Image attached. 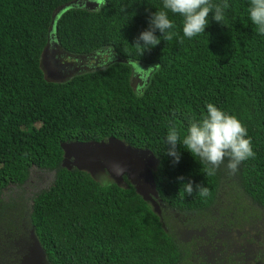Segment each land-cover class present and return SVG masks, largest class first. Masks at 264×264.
Masks as SVG:
<instances>
[{
    "label": "trees",
    "instance_id": "1",
    "mask_svg": "<svg viewBox=\"0 0 264 264\" xmlns=\"http://www.w3.org/2000/svg\"><path fill=\"white\" fill-rule=\"evenodd\" d=\"M76 1L0 0V264L16 262L8 238L31 232L49 264H264V36L248 19V0H229L223 25L212 20L206 33L144 54L133 46L162 0H103L55 20ZM169 16L182 37L180 17ZM51 34L71 56L111 51L119 61L50 82ZM129 63L153 70L141 92ZM206 103L247 127L255 157L235 174L227 158L207 175L182 146L179 165L166 155L168 127L186 133ZM111 141L158 162V213L131 184L102 186L64 167L66 146ZM33 169L55 178L28 203ZM178 176L208 195L189 196Z\"/></svg>",
    "mask_w": 264,
    "mask_h": 264
},
{
    "label": "clouds",
    "instance_id": "2",
    "mask_svg": "<svg viewBox=\"0 0 264 264\" xmlns=\"http://www.w3.org/2000/svg\"><path fill=\"white\" fill-rule=\"evenodd\" d=\"M162 6L163 10L151 13L148 29L136 38L133 47L141 49L142 54L155 49L162 40L169 42L176 38L182 43L183 39L204 34L212 20L223 25L231 4L229 0H162ZM247 12L256 34L264 36V0H248ZM169 13L180 17L182 37ZM164 142L166 155L174 165L181 162L182 153L178 148L182 146L202 167L207 165V175H214L226 158L227 168L235 174L243 162L255 157L247 127L235 115L212 103H206L201 119L188 123L186 133L170 125ZM176 179L189 196L195 193L206 197L209 193L202 183L184 176Z\"/></svg>",
    "mask_w": 264,
    "mask_h": 264
},
{
    "label": "rangeland",
    "instance_id": "3",
    "mask_svg": "<svg viewBox=\"0 0 264 264\" xmlns=\"http://www.w3.org/2000/svg\"><path fill=\"white\" fill-rule=\"evenodd\" d=\"M104 4L103 0H80V8L95 10ZM49 55L43 58V70L50 82H64L72 77L102 69L119 61L111 51H103L90 57H77L64 53L52 36ZM133 67V86L137 92L144 90L149 83L153 70L148 67L129 63ZM158 162L149 154L126 148L117 141L107 144L70 145L65 147L64 167L79 169L89 174L102 186L116 184L127 189L131 184L137 193L148 201L155 212H159L156 202L152 175ZM55 174L31 171L28 184L24 187V200L28 203L41 191L48 190L54 182ZM18 191V190H17ZM16 193L12 189L11 194ZM18 193H22L18 191ZM10 240V241H9ZM10 250H17L14 264H49L43 249L33 232L18 239L8 238Z\"/></svg>",
    "mask_w": 264,
    "mask_h": 264
},
{
    "label": "water",
    "instance_id": "4",
    "mask_svg": "<svg viewBox=\"0 0 264 264\" xmlns=\"http://www.w3.org/2000/svg\"><path fill=\"white\" fill-rule=\"evenodd\" d=\"M80 0H77L75 3H73V4H71V5H69V6H67V7H65V8H63V9H61L58 13H57V15L55 16V20L59 17V15L61 14V13H63L64 11H67V10H70V9H73V8H78V7H80V6H78L77 5V2H79ZM52 36H53V34H51V38H52ZM51 38H50V41H51ZM50 44V43H49ZM49 44H48V46H49Z\"/></svg>",
    "mask_w": 264,
    "mask_h": 264
},
{
    "label": "flooded vegetation",
    "instance_id": "5",
    "mask_svg": "<svg viewBox=\"0 0 264 264\" xmlns=\"http://www.w3.org/2000/svg\"><path fill=\"white\" fill-rule=\"evenodd\" d=\"M50 50H51V48L48 46L47 49H46L45 52H44V56H43V58H44L45 56L49 55Z\"/></svg>",
    "mask_w": 264,
    "mask_h": 264
}]
</instances>
